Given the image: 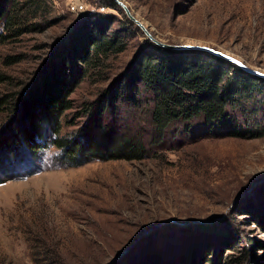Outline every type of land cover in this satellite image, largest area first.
<instances>
[{"label":"rangeland","instance_id":"374dc122","mask_svg":"<svg viewBox=\"0 0 264 264\" xmlns=\"http://www.w3.org/2000/svg\"><path fill=\"white\" fill-rule=\"evenodd\" d=\"M73 1L19 0L21 33L1 39L0 28V72L11 80L0 82L3 94L23 93L55 55L69 61L66 42L85 23L93 29L106 16L109 31L128 27L125 47L101 56L71 92L60 130L69 137L107 86L163 48L116 1L78 0L84 9L72 11ZM124 1L157 39L213 46L264 72V0ZM129 100L110 103L109 113L122 117ZM5 120L0 111V127ZM203 131L172 122L171 147L142 159L67 165L53 133L36 153L0 159V264H264V134Z\"/></svg>","mask_w":264,"mask_h":264},{"label":"trees","instance_id":"16d2710c","mask_svg":"<svg viewBox=\"0 0 264 264\" xmlns=\"http://www.w3.org/2000/svg\"><path fill=\"white\" fill-rule=\"evenodd\" d=\"M18 4L19 0H0V28L7 30L1 39L22 31L14 26ZM97 21L95 28L85 23L68 38L69 61L55 55L23 93L14 89L0 94V111L6 118L0 127V159L36 153L47 145L51 133L56 136L49 140L62 147L61 159L67 165L94 159H142L171 147L166 141L168 127L177 121L186 133L202 127L203 135L264 134V119H257L258 104L264 106L257 97L264 98V86L257 75L209 52L162 48L161 54H144L104 89L95 101L99 105L88 109L74 137L61 136L62 115L72 107L71 92L86 70L109 51L125 47L120 38L128 27L109 31L106 16ZM20 58L9 56L6 62ZM9 77L0 72V82H11ZM126 98L133 102L132 110L120 118L109 113L110 103ZM147 261L159 264L156 257Z\"/></svg>","mask_w":264,"mask_h":264},{"label":"water","instance_id":"95a60500","mask_svg":"<svg viewBox=\"0 0 264 264\" xmlns=\"http://www.w3.org/2000/svg\"><path fill=\"white\" fill-rule=\"evenodd\" d=\"M114 1H116L119 5H121L122 9L125 11L131 22H134L138 27H140L145 32L146 38L151 39L153 43H155L156 45L172 50H200V51L209 52L232 62L234 65L240 67L246 72L253 73L259 77L264 78V72L252 68L251 66L247 65L245 62H243L241 59L237 58L236 56L228 52H225L221 49H218L216 47L208 46V45H200V44H191V43H169L157 39L153 35L151 30L148 28V26L132 12L131 8L127 5V3L124 0H114Z\"/></svg>","mask_w":264,"mask_h":264},{"label":"built area","instance_id":"2783aa9c","mask_svg":"<svg viewBox=\"0 0 264 264\" xmlns=\"http://www.w3.org/2000/svg\"><path fill=\"white\" fill-rule=\"evenodd\" d=\"M84 3L81 2V1H78V0H74L72 3H71V10L72 11H81L82 9H84Z\"/></svg>","mask_w":264,"mask_h":264}]
</instances>
